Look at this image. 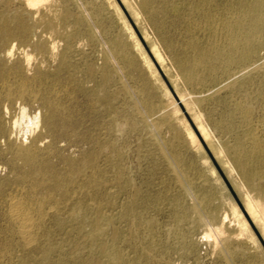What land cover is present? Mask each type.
Masks as SVG:
<instances>
[{"label": "bare ground", "instance_id": "obj_1", "mask_svg": "<svg viewBox=\"0 0 264 264\" xmlns=\"http://www.w3.org/2000/svg\"><path fill=\"white\" fill-rule=\"evenodd\" d=\"M14 1H17L18 9L12 15L0 12V168L7 171L5 184L10 188L2 201L3 214L0 210L3 220L0 243L4 251L0 255L5 260L11 258L17 248L23 254L22 264H31L35 255L42 262L61 264L53 261L58 247L53 246L46 238L48 235L43 233L48 221L52 220L62 226L65 223L75 225L77 233L96 245L95 251L78 258L80 264H140L126 256L120 246L126 236L115 227L118 219L128 220L132 228L143 223L151 226V222L135 214L138 192L117 216L107 215L103 203L98 200L105 174L98 167V160L104 156L107 162L121 161L122 153L116 144L123 124L113 104L118 91L106 92L112 82V71L102 53V42L95 36V26L91 18L83 14L86 8L75 6V11L68 0ZM123 1L137 21L149 20L159 29L161 40L172 53L186 86L215 83L220 75L231 91L242 92L254 86L258 98L264 102V0ZM172 15L178 20H186L188 24L184 30L192 35L178 51V44L166 36L167 22ZM196 31L208 37L199 41L194 36ZM111 44L114 50L123 53V63L136 67L137 60L126 51L124 40L116 38ZM97 47H100L98 57L92 59L87 51H95ZM154 51L160 58L155 46ZM139 94L142 97L137 103L145 107L140 121L148 126L157 125V119L166 117L170 107L153 104L147 84H143ZM79 97L83 106H72ZM179 102L191 107L183 97ZM196 122L210 148L232 174L240 177L247 211L264 235V146L255 134H251L250 146L244 139H238L233 156H229L231 148L214 140L202 115L197 116ZM227 128L235 131L232 124ZM186 132L190 146L202 150L193 131L186 128ZM85 145L92 150L81 159L74 160L66 155ZM122 173H119V180L123 179ZM212 173H216L214 169ZM258 180H263V185ZM179 181L184 184L183 176L179 175ZM129 184L119 181L115 188L123 191ZM208 202L203 200L201 203L207 206ZM171 206L174 220L181 225L187 209L178 199L172 200ZM199 208L194 203L192 211L198 214L202 211ZM63 211L69 212L67 219L63 218ZM232 211L238 224L230 223L225 216L222 224L208 229L203 236L208 240L217 236L213 241L217 248L220 246L224 250L225 264H235L230 249L225 250L227 242L243 243L250 234L256 249L261 248L237 207L233 206ZM211 216L214 219V214ZM87 227L90 230L85 234ZM229 227L233 229L229 230ZM130 236L134 239L137 233L133 231ZM179 239L182 249L191 252L193 246L189 237L181 234ZM152 247L144 249L139 257L152 261L151 264H161L153 258ZM247 251L251 254L249 249ZM165 262L174 264L172 260ZM243 263L252 264L251 256Z\"/></svg>", "mask_w": 264, "mask_h": 264}, {"label": "rangeland", "instance_id": "obj_2", "mask_svg": "<svg viewBox=\"0 0 264 264\" xmlns=\"http://www.w3.org/2000/svg\"><path fill=\"white\" fill-rule=\"evenodd\" d=\"M68 1L71 2L70 6L75 11L80 6L86 8L83 14L91 18V23L96 27L91 24L94 27L95 36L102 42V53L112 71L111 81L113 83L108 85L106 92L118 91V97L113 101V104L119 111L121 124L124 125L121 126L122 135H117L116 144L122 153L121 161L107 162L104 156L98 160V167L105 172L102 179L104 184L100 188L98 200L103 203V209L107 215L117 216L120 209L129 202L133 194L138 192L139 202L135 214L138 215V218L140 216L144 221L151 222V226L143 223L132 228L128 220L118 219L115 221V227L126 236L120 241V246L126 256L140 264H151L152 261L149 262L145 257L139 256L144 249L152 245L151 254L154 255L152 257L155 260L157 258L161 264L168 260H172L174 264H225L224 250H221L220 246L217 248L213 241L216 235L211 237V240L203 239V236L209 232L208 229L212 230L217 225L222 224V219L225 216L229 218L227 221L230 223L238 224L237 217L233 215L232 211L233 206H236L242 214V218L249 224L254 235L253 238L256 239L261 248L256 249V245L250 239L249 234L243 243L232 241L229 244L227 242L225 250L227 247L230 249L228 251L230 257L233 256L232 261L235 264H244L243 262H246L249 256H251L252 264H264V235L259 225L247 211L243 198L244 190H241V179L232 174L210 148L196 122L197 116L202 115L203 121L211 130L214 140H218L222 145L231 148V151L228 152L229 156H233L238 139H244L245 143H248L247 146H250L254 134L263 147L264 102L258 98L255 87L242 92L231 91L227 89L228 84L222 82L223 79L220 75H218V80L215 83L188 87L179 74L172 53L162 42L159 29L149 20L137 21L123 0ZM139 1L133 0L132 2L137 3ZM116 6L119 10L116 9ZM174 6L176 8L178 4ZM17 9V1L0 0V12L12 15ZM91 12L93 13L91 14ZM157 20L159 22L160 18ZM177 20L172 15L167 22L169 28L166 29V36L178 44L176 51L192 36L184 30L188 24L186 20L181 18ZM196 32L194 36L199 41H204L208 37L202 32ZM116 38H121L126 42V51L134 55L137 60L136 67H129L123 63V53L114 50L111 41ZM154 46L158 48L161 54L160 58L155 53ZM99 48L97 47L95 51L88 50L89 57L96 59ZM143 84L148 85L153 97V104L170 107L166 117L157 119V125L150 124L148 126L140 121L141 113L144 114L145 107L137 102L141 100L142 96L139 93ZM209 89L212 91H208ZM181 97L186 99V103L191 107L184 103L181 104L179 102ZM76 101L72 106L79 107L80 104L83 106L82 98L79 97ZM137 105L141 107L138 108ZM84 112L85 114L88 113ZM132 123L135 125L134 127H132ZM228 124H232L235 131L231 132L227 128ZM186 128L193 131L202 146V150L190 146ZM91 150L89 145H85L77 151L67 152L66 155H70L74 160H79ZM61 166L65 167L63 164ZM212 169L216 172L215 174L212 173ZM121 171L123 172V179L119 180L118 176ZM179 175L183 176L184 184L179 181ZM6 176L7 171L0 168L1 212L5 211L3 198L10 192V188L5 184ZM119 181H128L130 184L126 189L120 191L115 188ZM258 183L263 185V180H258ZM174 199H178L181 205L187 209L186 219L181 225H177L173 218L171 202ZM203 200L209 201L207 206L201 203ZM113 203L114 207L112 206ZM194 203L196 208L200 207L199 209L202 210L198 214L192 211ZM68 213L63 211V218L67 219ZM2 214L0 213L1 216ZM212 214H214V219H212ZM1 219L2 217H0V228L3 226ZM229 222L226 223L227 227L230 225ZM227 227L225 229H228ZM229 228V230L233 229V227ZM89 230L90 228L87 227L84 233L88 234ZM44 231V235H48L45 237L52 242L53 246L58 247L53 255L55 262L80 264L78 258L86 257L91 250L95 251L96 249V245H93L85 235L77 233L75 225L70 223H65L62 226L51 220L48 221ZM109 231L111 228L108 229V233ZM133 231L137 233V237L134 239L130 236ZM181 234L189 237L193 246L191 252L182 249L179 239ZM248 249L251 254L248 253ZM18 251L17 248H14L12 257L8 256L14 258L13 260L5 256L8 259H2L0 255L1 264H22L23 254ZM0 253H4L2 248ZM30 262L31 264H50L40 261L37 255ZM132 264L134 263L132 262Z\"/></svg>", "mask_w": 264, "mask_h": 264}, {"label": "water", "instance_id": "obj_3", "mask_svg": "<svg viewBox=\"0 0 264 264\" xmlns=\"http://www.w3.org/2000/svg\"><path fill=\"white\" fill-rule=\"evenodd\" d=\"M228 186H229V184H228ZM230 187V186H229Z\"/></svg>", "mask_w": 264, "mask_h": 264}]
</instances>
